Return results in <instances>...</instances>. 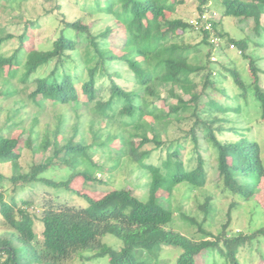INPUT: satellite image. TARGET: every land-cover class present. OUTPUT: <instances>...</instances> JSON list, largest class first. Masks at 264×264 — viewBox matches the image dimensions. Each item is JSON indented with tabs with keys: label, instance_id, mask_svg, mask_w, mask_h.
I'll return each instance as SVG.
<instances>
[{
	"label": "trees",
	"instance_id": "trees-1",
	"mask_svg": "<svg viewBox=\"0 0 264 264\" xmlns=\"http://www.w3.org/2000/svg\"><path fill=\"white\" fill-rule=\"evenodd\" d=\"M197 1V15L201 16L208 11L209 0ZM220 1L221 18L208 20L211 30L207 31L195 30L181 17H170L184 0H105L99 12L105 10L109 25L103 30L93 32V26L84 23L83 18L70 21L62 17V28L50 47L27 52L24 40L28 28L39 27L30 22L16 37L18 47L8 56L0 54V100L21 93L25 87L27 100L39 108L47 102L53 107L70 106L77 113L83 111L77 118H90V129L96 121L106 123L104 129L93 132L97 138L85 144L75 141L81 124L78 121L72 135L61 144L66 130L64 119L59 117L54 129L47 130L38 142L34 131L37 117L25 130L17 113H9L0 125V164H10L12 175L0 174V184L40 182L69 190L70 183L80 179L83 186L89 182L103 185L106 182L98 175L123 165L142 171L149 180L145 200L126 188H110L97 192L102 195L99 199L93 198L96 192L82 195L86 207L49 206L38 217L30 212L29 201L17 203L12 197L5 202L0 194V225L13 237H0V264H67L75 258L89 260L81 255L85 251L94 252L95 257H108L111 264H160L164 247L180 250L175 264L205 262L214 248L219 254L226 250L230 260L227 264H237L236 253L230 247L246 246L264 237V228L250 235L226 236L235 206L231 203L227 222L216 236L205 232L202 223L180 216L206 236L194 241L169 228L174 213L160 202L170 198L182 184L189 189L204 188L210 179V157L215 161L214 187L221 194L248 201L260 191L264 179L260 143L253 135L255 127L264 126V71L248 53V38L237 39L217 28L225 18L251 20L255 34L264 40V0ZM3 3L17 10L22 4L0 0V7ZM190 33H197L198 43L185 39ZM212 37L220 42H211ZM12 38L0 27V46ZM230 44L247 62L248 80L228 59L233 66L222 68L232 83L218 89L216 62L211 58L227 56ZM202 52L204 64L191 60V55ZM48 66V73L40 74ZM115 66L123 67L128 77ZM160 89L170 102L156 94ZM210 89L218 92L220 99L210 95ZM103 91L106 98L101 96ZM249 96L258 111L255 124L249 118ZM14 103L22 104V108L25 105L22 99ZM245 121L247 124H243ZM144 125L151 136L142 129ZM171 128L179 133L172 139L168 136ZM16 131L20 133L13 138ZM23 149L42 153L43 162L23 172ZM155 152H164V161L161 156L154 159ZM95 153L108 155L104 165L93 161ZM109 162L112 165H107ZM53 166L68 169V177L59 182L42 178L43 172ZM210 201L206 197L201 206L205 215ZM35 221L40 224L38 234ZM105 235L119 240L121 249L103 244L101 238Z\"/></svg>",
	"mask_w": 264,
	"mask_h": 264
},
{
	"label": "rangeland",
	"instance_id": "rangeland-1",
	"mask_svg": "<svg viewBox=\"0 0 264 264\" xmlns=\"http://www.w3.org/2000/svg\"><path fill=\"white\" fill-rule=\"evenodd\" d=\"M21 4L20 9L13 7H6L8 4L3 3L0 7V27L5 29V33H9L14 38L8 40L0 46V54L5 56L10 55L14 49L18 47L17 38L23 34L24 27L28 23L39 24V27H29L24 40L25 50L27 52L36 50H46L50 47L52 40L58 35L62 28L61 19L76 20L83 18L84 23L91 24L93 26V32H99L103 30L109 23L107 22L108 16L105 10L100 11V8H104L105 0H96L97 3L93 4L94 0H18ZM5 4V6H4ZM199 2L197 0H184V4L177 8L176 14L170 17H181L189 21L190 19L197 18V7ZM92 11L94 13H88ZM222 4L220 0H209L208 11L205 13L206 17L210 21H218L221 18ZM218 30L223 33H227L231 37L248 38L249 50L248 53L258 61V66L264 71V40L258 37L254 32V24L251 20L242 19H228L222 20V23L218 26ZM185 39L192 43H198L199 37L197 33L186 34ZM261 44V45H260ZM227 56H222L215 59L212 57V62H216V87L218 89L224 88L225 85H230V78L228 73L222 67H231L232 59L237 66L241 76L244 80H248V64L240 57L238 50H230L226 52ZM214 58V59H213ZM191 60L199 64H204L205 54L204 52L198 55H191ZM217 60V61H216ZM222 64V65H221ZM117 67L119 71L128 77L126 70L123 67ZM22 68L19 67L20 71ZM51 69V66L40 70V74H47ZM5 71L8 69L5 68ZM227 77L223 80V77ZM104 82V80L102 81ZM261 86L264 88V76H261ZM27 89L23 87V91L12 97L0 100V125L4 122L6 117L11 112H16L17 116L23 120L22 127L27 130L34 117H37V124L34 131L38 134V142L49 130H53L56 121L59 117L64 119L65 134L64 139L61 142L63 144L68 139L75 128V124L79 121V131L75 136V141L84 142L90 144L97 138L98 130L104 129L105 122L96 121L93 128L90 129V118H77L78 114H82L83 111L77 113L70 106H51L49 103L44 102L41 108L31 103L26 98ZM216 99H220L218 92H214L210 89L208 92ZM156 94L160 98H166L167 95L163 89L156 90ZM103 98H106V91L101 93ZM23 100L25 105L22 108V104L14 103L15 100ZM203 101H207L203 98ZM168 100V99H167ZM170 102V100H168ZM249 118L252 124H255L257 117V110L254 109L256 102L252 96L248 97ZM158 105H162V102ZM77 113V114H76ZM80 116V115H79ZM114 119V118H113ZM113 123H118L112 120ZM149 122V119L146 120ZM247 124L245 121L243 124ZM121 124V123H120ZM122 126V125H121ZM143 130H148L146 125L142 126ZM19 131L13 133L12 137L16 138L19 135ZM147 134L151 136V133L147 131ZM178 131L174 128L169 129L168 136L170 139L178 136ZM254 137L260 143L261 155L264 163V126L255 127L253 131ZM117 148V145H113ZM165 153L155 152L153 153L154 159L161 156V160L164 161ZM45 156L42 153H33L30 149H23L20 159V166L23 172H27L32 164H39L43 162ZM105 158L108 155L102 156L100 153L92 155L94 162L104 165ZM166 161V160H165ZM193 164V162H189ZM190 164V165H191ZM107 165H112L110 162ZM208 172L210 179L204 188L189 189L187 185L182 184L175 188L170 198L160 199L161 204L165 208H169L174 213V218L169 228L181 235H184L194 241L205 239L202 233L198 232L196 226H192L183 221L180 216L186 215L189 218L194 219L198 223H202L203 230L211 233L213 236L222 232V226L227 222V212L231 203L235 206L231 212V221L225 234L227 237H235L238 234L250 235L255 231L264 228V179L261 184V189L248 201L241 202L239 198L233 195L221 194L214 187L216 181V169L215 161L210 157ZM0 174L3 176H11L12 169L10 164H0ZM69 175V170L66 168H57V166L50 167L41 175L42 178L59 182L65 180ZM98 178L105 181L103 185L99 182H89L82 185L80 179H75L69 185L68 189L48 187L40 182H31L28 184H11L8 181L0 184L1 199L5 202L13 197L17 203L20 200H26L30 202V212L36 217L40 216L42 210L46 207H58L60 205H73L76 207H86V201L81 197L82 195L97 192H105L107 189H119L126 188L130 190L139 199L145 200L148 177L142 172L130 165H123L120 168H116L114 171H106L101 173ZM102 195L97 193L93 196L94 199H99ZM206 197L211 199L209 212L204 214L202 205L205 202ZM239 199V200H238ZM237 200V201H236ZM35 231L38 234L40 231V224L35 221ZM0 237L2 239L13 240L11 233L4 229L0 225ZM212 240V238L210 239ZM101 242L112 249L120 250L122 244L112 235H105L101 238ZM15 246L16 243L12 242ZM221 247V246H220ZM230 249L235 251L237 257V264H264V237H257V239L250 241L246 246H231ZM219 254L218 249L214 248L210 251L206 261H198L197 264H227L230 262L229 258L225 255L226 250ZM137 253V252H135ZM180 253L178 248L164 247L161 252L160 264H175L176 259ZM85 258L89 260H79L75 258L69 261L67 264H111L108 257H95L94 252L85 251L81 253ZM141 254H138V259H141ZM236 264V263H235Z\"/></svg>",
	"mask_w": 264,
	"mask_h": 264
},
{
	"label": "built area",
	"instance_id": "built-area-1",
	"mask_svg": "<svg viewBox=\"0 0 264 264\" xmlns=\"http://www.w3.org/2000/svg\"><path fill=\"white\" fill-rule=\"evenodd\" d=\"M188 23H189L190 26L194 27L195 30H199L200 28H202V29H204V30H207V31L211 30V25H210V23L208 22V18L206 17L205 14H203V15H201V16H198L197 18L190 19V20L188 21ZM211 42L217 44V43L220 42V40H219L218 38H214V37H212ZM229 49H230V50H234L235 47H234L232 44H230V45H229ZM238 52H239V51H238ZM239 53H240V52H239ZM213 59H214V58H213Z\"/></svg>",
	"mask_w": 264,
	"mask_h": 264
}]
</instances>
